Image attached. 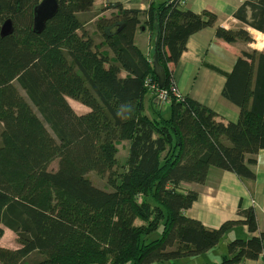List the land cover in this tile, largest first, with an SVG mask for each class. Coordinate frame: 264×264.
<instances>
[{
  "label": "trees",
  "instance_id": "obj_1",
  "mask_svg": "<svg viewBox=\"0 0 264 264\" xmlns=\"http://www.w3.org/2000/svg\"><path fill=\"white\" fill-rule=\"evenodd\" d=\"M95 1L59 0L37 33L34 7L41 0H0V28L9 18L14 25L11 34L0 33V240L6 227L20 245L0 244V264H181L240 223L254 235L229 241L217 264L259 258L264 230L253 207L244 219L207 227L186 214L198 192L182 184L204 183L211 167L255 177V155L264 149V51H242L227 75L222 95L239 107L238 121L189 96L174 99L169 116L153 97L149 115L146 83L157 77L135 43L139 26L158 27L164 89L172 93L171 63L216 15L168 1L142 11L106 0L118 13L97 19L105 38L98 43L81 18ZM235 17L264 33V0H246ZM217 34L229 43L254 41L243 27H218ZM69 99L89 110L78 113ZM124 140L127 169L118 179ZM92 172L108 174L110 187L97 185Z\"/></svg>",
  "mask_w": 264,
  "mask_h": 264
},
{
  "label": "crops",
  "instance_id": "obj_2",
  "mask_svg": "<svg viewBox=\"0 0 264 264\" xmlns=\"http://www.w3.org/2000/svg\"><path fill=\"white\" fill-rule=\"evenodd\" d=\"M110 1L121 2L125 8H136L142 11H147L152 5L158 7L165 2V0ZM245 1L186 0L184 8L196 12L208 10L216 15V20L213 25L206 26L190 35L186 49L181 57L176 62L171 63L172 79L175 87L185 96H189L216 111L219 117L225 121L236 122L240 116L239 107L222 95L227 75L233 70L242 51L253 49L264 51V33L247 26L235 17L237 9ZM106 2V0H96L88 10L84 11L83 14H86L85 22H95L100 17L110 18L116 15L118 9L106 7ZM141 19L145 23L147 20L146 14H143ZM218 27L234 30L243 27L249 31L255 40L247 42L243 38H239L229 43L218 36ZM135 43L152 61L156 32H152L148 26H139L135 35ZM126 74L125 72L124 75ZM152 99L153 96L148 93L145 98V110L149 115L155 112V110L153 111L154 104ZM69 102L77 112H87L89 110L87 106L77 100L69 99ZM164 106L170 108L169 104H160L159 108L163 113ZM129 146L130 141L128 142ZM255 159L256 162L252 165L255 173L254 178L240 177L233 171L211 167L204 183L184 182L182 186L185 189H192L198 192L197 200L186 211V214L200 220L207 227L217 228L228 220L244 219V215L241 213L253 207L256 212L259 229L263 231L264 149L255 155ZM6 230L7 228H5V233ZM225 235L224 240L228 244L229 241L235 238H249L254 233L249 231L246 224L240 223L233 225ZM0 244L9 247L2 240H0ZM219 244L197 256L202 261L201 263H217L219 257L226 254L218 255L215 252V249L219 248ZM214 252L215 254H213ZM238 264H264V253L257 259H246Z\"/></svg>",
  "mask_w": 264,
  "mask_h": 264
},
{
  "label": "rangeland",
  "instance_id": "obj_3",
  "mask_svg": "<svg viewBox=\"0 0 264 264\" xmlns=\"http://www.w3.org/2000/svg\"><path fill=\"white\" fill-rule=\"evenodd\" d=\"M175 4L182 6L181 1H177ZM85 15L83 13L81 14L82 21L83 20L85 21ZM85 23H86V25H85L86 29L93 34L95 41H97V42L101 41L100 43H102L105 40V38L103 37L102 32L100 31V29L97 26V20L95 22L91 21L89 23H88V21H86ZM104 48H106V50H107V47H104ZM110 53H112V52H110ZM112 56H114V55H112ZM124 74H125V71L122 72V75H124ZM157 82H158V80H157ZM147 87H149V93H151V95L153 97H156L157 99H159L157 93L155 91H153L152 89H150L149 84ZM173 87H175L174 84H173ZM159 88L162 89V87H159ZM20 91L22 92V94L26 95L22 89H20ZM166 104H168V103H166ZM78 113H85V112H78ZM164 115L165 116L170 115V108H168L167 106H164ZM128 142H129V140H124L120 144H118L120 146H118L119 151L117 154V163L114 167V175L116 177H118V179L121 177V175L127 169L126 160H127V155L129 154V147H130V146L128 147ZM57 165H58V161L56 160V161L52 162L50 169H56ZM90 175L92 176L93 181L97 185L102 186V187H106V188L110 187V185L107 181V175L108 174L100 176L99 174L92 172ZM137 223L140 224V219L137 220ZM153 236L154 237L160 236V231L155 232L153 234ZM225 236L226 235L223 236V238H222V240L218 246L219 248L215 249V252L218 255L228 252V244L224 240ZM1 240L5 245H8L10 248H17L20 246L19 243L17 242V234L15 232L9 230V228H7L5 235L2 237ZM215 252L213 254H215ZM221 259H222V255L219 257V259H218L219 261H217V263L221 262ZM201 262L202 261H200V259L197 256L193 257V258H185V259L181 260V264H200ZM217 263H212V264H217ZM128 264H133V263L130 262Z\"/></svg>",
  "mask_w": 264,
  "mask_h": 264
},
{
  "label": "water",
  "instance_id": "obj_4",
  "mask_svg": "<svg viewBox=\"0 0 264 264\" xmlns=\"http://www.w3.org/2000/svg\"><path fill=\"white\" fill-rule=\"evenodd\" d=\"M58 10L59 0H41V2L34 7V31L37 33H41L45 29L48 20L53 18ZM13 30V21L11 18H9L2 23L0 33L4 37L11 34ZM159 36L160 32L158 31V27L156 26V43L154 45V51L152 55L153 71L157 77L159 86L164 88L167 76L166 69L159 59Z\"/></svg>",
  "mask_w": 264,
  "mask_h": 264
},
{
  "label": "built area",
  "instance_id": "obj_5",
  "mask_svg": "<svg viewBox=\"0 0 264 264\" xmlns=\"http://www.w3.org/2000/svg\"><path fill=\"white\" fill-rule=\"evenodd\" d=\"M168 2H172V3H176L177 1H181L182 3V7H184L186 0H165ZM181 6V5H180ZM148 84L150 85V89H152L153 91H155L160 99L161 102L163 103H168L171 104V102L174 99L177 100H183L185 98V95L183 93H181L176 87H172L173 91L172 93H170L168 90L164 89V88H159V84L158 82H153V81H147L146 85L148 86Z\"/></svg>",
  "mask_w": 264,
  "mask_h": 264
}]
</instances>
